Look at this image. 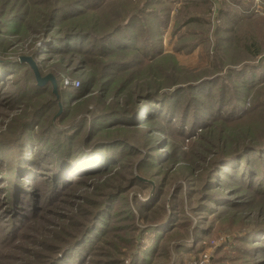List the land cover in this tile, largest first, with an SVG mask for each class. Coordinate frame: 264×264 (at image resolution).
Masks as SVG:
<instances>
[{
	"label": "rangeland",
	"instance_id": "374dc122",
	"mask_svg": "<svg viewBox=\"0 0 264 264\" xmlns=\"http://www.w3.org/2000/svg\"><path fill=\"white\" fill-rule=\"evenodd\" d=\"M209 4L0 0V264H264V13Z\"/></svg>",
	"mask_w": 264,
	"mask_h": 264
},
{
	"label": "built area",
	"instance_id": "2783aa9c",
	"mask_svg": "<svg viewBox=\"0 0 264 264\" xmlns=\"http://www.w3.org/2000/svg\"><path fill=\"white\" fill-rule=\"evenodd\" d=\"M211 3V11H217V2H223L231 4L235 9V12L240 13L242 16L251 17L256 15H263L264 13V0H239V3L235 4L230 0H208Z\"/></svg>",
	"mask_w": 264,
	"mask_h": 264
},
{
	"label": "water",
	"instance_id": "95a60500",
	"mask_svg": "<svg viewBox=\"0 0 264 264\" xmlns=\"http://www.w3.org/2000/svg\"><path fill=\"white\" fill-rule=\"evenodd\" d=\"M23 61L28 63V65L30 66V69L32 70V72L34 74L36 84L38 86H44V85L50 84L53 88V91L56 90V82H55V79L51 75L41 77L38 70H37L35 63L30 58H25V59H23Z\"/></svg>",
	"mask_w": 264,
	"mask_h": 264
},
{
	"label": "trees",
	"instance_id": "16d2710c",
	"mask_svg": "<svg viewBox=\"0 0 264 264\" xmlns=\"http://www.w3.org/2000/svg\"><path fill=\"white\" fill-rule=\"evenodd\" d=\"M186 1H190V0H186ZM206 2H208V4L210 3L208 0H205ZM232 1H234V0H232ZM236 3H239V0H236ZM211 4V3H210ZM209 4V5H210ZM211 8V7H210ZM235 14L236 15H238L239 17H243V18H245V16H242L240 13H238V12H235Z\"/></svg>",
	"mask_w": 264,
	"mask_h": 264
}]
</instances>
